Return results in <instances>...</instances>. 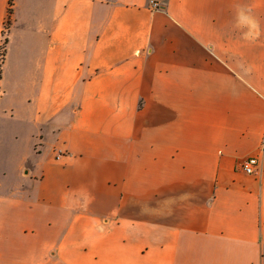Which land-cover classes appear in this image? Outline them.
Listing matches in <instances>:
<instances>
[{"label":"crops","instance_id":"0c3cea01","mask_svg":"<svg viewBox=\"0 0 264 264\" xmlns=\"http://www.w3.org/2000/svg\"><path fill=\"white\" fill-rule=\"evenodd\" d=\"M158 1L0 0V264H264V0Z\"/></svg>","mask_w":264,"mask_h":264},{"label":"built area","instance_id":"2783aa9c","mask_svg":"<svg viewBox=\"0 0 264 264\" xmlns=\"http://www.w3.org/2000/svg\"><path fill=\"white\" fill-rule=\"evenodd\" d=\"M151 6L156 9L159 8L160 6L159 1L151 0ZM2 57H3V52L0 55V63ZM259 163H260L259 156H251L242 163L241 167L248 174H256L258 172Z\"/></svg>","mask_w":264,"mask_h":264},{"label":"clouds","instance_id":"9594fccd","mask_svg":"<svg viewBox=\"0 0 264 264\" xmlns=\"http://www.w3.org/2000/svg\"><path fill=\"white\" fill-rule=\"evenodd\" d=\"M237 20H238V23H240L243 26L247 27V25L245 24V13L243 11H239L237 13Z\"/></svg>","mask_w":264,"mask_h":264},{"label":"trees","instance_id":"16d2710c","mask_svg":"<svg viewBox=\"0 0 264 264\" xmlns=\"http://www.w3.org/2000/svg\"><path fill=\"white\" fill-rule=\"evenodd\" d=\"M12 3H13V0H10L9 15H11V13H12V9H11V5H12ZM9 23H10V22H9Z\"/></svg>","mask_w":264,"mask_h":264},{"label":"rangeland","instance_id":"374dc122","mask_svg":"<svg viewBox=\"0 0 264 264\" xmlns=\"http://www.w3.org/2000/svg\"><path fill=\"white\" fill-rule=\"evenodd\" d=\"M262 148H264V142H263V144H262Z\"/></svg>","mask_w":264,"mask_h":264}]
</instances>
